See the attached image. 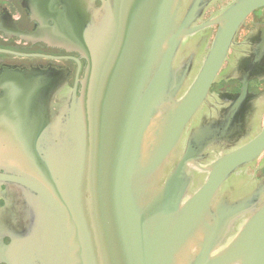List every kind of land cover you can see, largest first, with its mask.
I'll use <instances>...</instances> for the list:
<instances>
[{"label": "water", "instance_id": "water-1", "mask_svg": "<svg viewBox=\"0 0 264 264\" xmlns=\"http://www.w3.org/2000/svg\"><path fill=\"white\" fill-rule=\"evenodd\" d=\"M261 7L234 0L210 20L218 29L192 75L179 52L202 28L192 26L195 4L111 0L96 26L64 43L86 62L64 124L45 120L47 94L10 87L0 110L16 112L0 127V181L20 187L33 217L12 245L0 240L1 261L264 264V181L240 199L222 193L264 149V126L227 154L212 121L186 134L240 24Z\"/></svg>", "mask_w": 264, "mask_h": 264}, {"label": "flooded vegetation", "instance_id": "flooded-vegetation-1", "mask_svg": "<svg viewBox=\"0 0 264 264\" xmlns=\"http://www.w3.org/2000/svg\"><path fill=\"white\" fill-rule=\"evenodd\" d=\"M110 1L0 0V108L10 87L26 83L43 96L47 94L45 120L58 126L64 124L69 99L73 94L78 97L86 66L80 54L68 50L64 43L75 39L81 29L96 26ZM233 2L179 0L182 11L189 10L193 4L197 6L198 14L192 26L202 27L185 38L179 52L180 65L186 61L193 64L192 75L204 60L218 29L217 24L209 21ZM231 106H234L231 115L220 119L218 116L227 113ZM15 112L12 106L8 111L0 110V127L5 122L13 124ZM217 119L222 125H218ZM208 120L216 124L211 131L218 129L225 134L218 145L225 154L250 144L264 126V7L248 14L240 24L206 100L186 134L194 135ZM216 156H208L206 163ZM4 173L8 171L0 167V174ZM262 180L264 149L229 179L222 193L229 196L235 190L236 198L240 199ZM32 217L20 187L0 181V240L5 247L12 245V238L19 233H27L32 227ZM0 264L7 262L0 258Z\"/></svg>", "mask_w": 264, "mask_h": 264}]
</instances>
